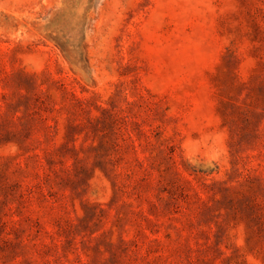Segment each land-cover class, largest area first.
<instances>
[{"label": "rangeland", "instance_id": "374dc122", "mask_svg": "<svg viewBox=\"0 0 264 264\" xmlns=\"http://www.w3.org/2000/svg\"><path fill=\"white\" fill-rule=\"evenodd\" d=\"M0 264H264V0H0Z\"/></svg>", "mask_w": 264, "mask_h": 264}]
</instances>
